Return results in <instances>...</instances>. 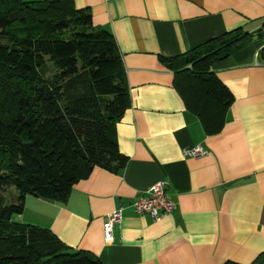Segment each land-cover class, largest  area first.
<instances>
[{
    "label": "crops",
    "instance_id": "obj_1",
    "mask_svg": "<svg viewBox=\"0 0 264 264\" xmlns=\"http://www.w3.org/2000/svg\"><path fill=\"white\" fill-rule=\"evenodd\" d=\"M72 1L120 54L129 105L115 130L125 161L94 166L64 201L26 195L13 221L47 229L102 264L250 263L264 250V38L210 67L233 95L216 132L186 108L163 59L226 32L264 33V0ZM196 145L203 155L183 153ZM158 180L175 208L153 219L132 203ZM119 207L106 241L103 221Z\"/></svg>",
    "mask_w": 264,
    "mask_h": 264
},
{
    "label": "trees",
    "instance_id": "obj_2",
    "mask_svg": "<svg viewBox=\"0 0 264 264\" xmlns=\"http://www.w3.org/2000/svg\"><path fill=\"white\" fill-rule=\"evenodd\" d=\"M255 38L264 33L238 29L163 59L206 131L220 129L233 101L210 67ZM258 57L264 61V46ZM128 105L118 49L88 10L72 0H0V191L16 190L14 202L0 205V264H102L13 216L28 194L64 201L94 166L120 168L115 125ZM248 264H264V250Z\"/></svg>",
    "mask_w": 264,
    "mask_h": 264
},
{
    "label": "built area",
    "instance_id": "obj_3",
    "mask_svg": "<svg viewBox=\"0 0 264 264\" xmlns=\"http://www.w3.org/2000/svg\"><path fill=\"white\" fill-rule=\"evenodd\" d=\"M183 153L190 156H200L205 153L201 145L183 148ZM166 181L158 180L148 189L147 194L136 198L132 205L136 212L149 214L153 219L169 215L175 208L165 189ZM122 208H116L108 213L103 221L102 229L106 241H111L112 228L121 219Z\"/></svg>",
    "mask_w": 264,
    "mask_h": 264
},
{
    "label": "rangeland",
    "instance_id": "obj_4",
    "mask_svg": "<svg viewBox=\"0 0 264 264\" xmlns=\"http://www.w3.org/2000/svg\"><path fill=\"white\" fill-rule=\"evenodd\" d=\"M55 72H56V68L53 65H51L49 75L52 76ZM14 190H15L14 187L9 186L4 191H0V198L3 199V201H0V205L5 204V203L8 204V203L14 202V198H15Z\"/></svg>",
    "mask_w": 264,
    "mask_h": 264
}]
</instances>
